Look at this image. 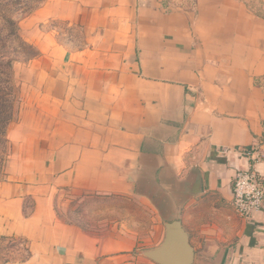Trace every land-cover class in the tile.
Here are the masks:
<instances>
[{"label": "crops", "instance_id": "obj_1", "mask_svg": "<svg viewBox=\"0 0 264 264\" xmlns=\"http://www.w3.org/2000/svg\"><path fill=\"white\" fill-rule=\"evenodd\" d=\"M19 34L37 51L34 124L9 133L25 162L0 182V234L27 256L4 264H132L172 221L192 264H264V208L243 219L231 206L247 160L218 153L259 144L264 181V0H48ZM52 188L137 216L68 222Z\"/></svg>", "mask_w": 264, "mask_h": 264}, {"label": "rangeland", "instance_id": "obj_2", "mask_svg": "<svg viewBox=\"0 0 264 264\" xmlns=\"http://www.w3.org/2000/svg\"><path fill=\"white\" fill-rule=\"evenodd\" d=\"M48 0H0V54L4 56L5 60L16 58L12 62V81H11V109L8 123L1 125L0 123V182L5 180L9 174L10 161L14 163H24L23 151L19 149L16 144L9 138V133L14 129L17 124L24 126L25 124H34L33 119L30 117L31 111L26 103L27 97L30 96L31 90L26 88V82L32 78L30 73L26 70L28 62L33 58L25 59L28 53L26 47L20 45L18 39L11 35V24L7 20L15 21L18 23V32L20 30V23L33 13H36ZM24 25V24H22ZM47 27L56 26L62 28L64 35L59 34L60 37L65 39L79 40L77 33L71 32L64 24H59L54 20L46 23ZM20 35V34H19ZM21 37V36H20ZM31 45V44H30ZM32 46V45H31ZM34 47V46H32ZM36 50V48L34 47ZM30 52V50H29ZM9 105V104H8ZM8 111V110H6ZM29 113V114H28ZM25 128V126L23 127ZM20 130L22 136L25 135V130ZM17 134L16 136H19ZM26 136V135H25ZM54 194L53 208L59 218L68 222L82 223L83 226L95 225L99 221L106 218L122 217L123 219H132L137 216V210L133 214H129L128 210H135V204L132 206L124 205L123 208L119 207L112 214H105L100 208L104 205L103 200L98 198L83 199L82 196L69 191H63L60 188H52ZM83 199V200H81ZM128 201V200H126ZM133 203V202H132ZM29 205V203H26ZM144 249L134 251L136 259L132 264H147L144 259H147L141 254ZM27 256L26 240L16 235H3L0 234V264L9 261H21ZM139 257V259H138Z\"/></svg>", "mask_w": 264, "mask_h": 264}, {"label": "built area", "instance_id": "obj_3", "mask_svg": "<svg viewBox=\"0 0 264 264\" xmlns=\"http://www.w3.org/2000/svg\"><path fill=\"white\" fill-rule=\"evenodd\" d=\"M235 151L246 158L247 166L235 168L231 182V206L234 212L243 219H250L256 211L264 208V181L256 171L255 164L260 160L259 144L250 146L225 147L219 154Z\"/></svg>", "mask_w": 264, "mask_h": 264}, {"label": "water", "instance_id": "obj_4", "mask_svg": "<svg viewBox=\"0 0 264 264\" xmlns=\"http://www.w3.org/2000/svg\"><path fill=\"white\" fill-rule=\"evenodd\" d=\"M141 254L156 264H192L194 260V249L179 221L164 223L161 243Z\"/></svg>", "mask_w": 264, "mask_h": 264}, {"label": "trees", "instance_id": "obj_5", "mask_svg": "<svg viewBox=\"0 0 264 264\" xmlns=\"http://www.w3.org/2000/svg\"><path fill=\"white\" fill-rule=\"evenodd\" d=\"M11 24L10 33L18 39L20 45L28 49V53L25 59L33 58L37 55V51L29 43L25 42L19 35L18 23L15 21L7 20ZM30 50V52H29ZM0 54V123L1 125L6 124L11 119L10 109L12 106L10 93H11V81H12V62L16 58H10L5 60ZM9 104V105H8ZM8 110V111H6Z\"/></svg>", "mask_w": 264, "mask_h": 264}]
</instances>
